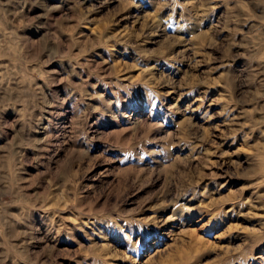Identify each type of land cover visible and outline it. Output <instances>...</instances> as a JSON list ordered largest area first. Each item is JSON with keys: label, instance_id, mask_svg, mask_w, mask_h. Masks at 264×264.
Instances as JSON below:
<instances>
[{"label": "rangeland", "instance_id": "obj_1", "mask_svg": "<svg viewBox=\"0 0 264 264\" xmlns=\"http://www.w3.org/2000/svg\"><path fill=\"white\" fill-rule=\"evenodd\" d=\"M0 264H264V0H0Z\"/></svg>", "mask_w": 264, "mask_h": 264}]
</instances>
